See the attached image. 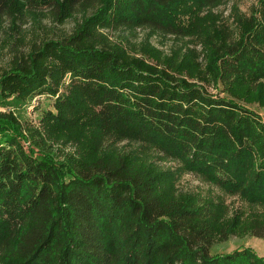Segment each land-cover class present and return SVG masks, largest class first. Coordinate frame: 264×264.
Returning <instances> with one entry per match:
<instances>
[{
	"label": "trees",
	"instance_id": "16d2710c",
	"mask_svg": "<svg viewBox=\"0 0 264 264\" xmlns=\"http://www.w3.org/2000/svg\"><path fill=\"white\" fill-rule=\"evenodd\" d=\"M221 1L0 0V17L48 9L58 20L100 3L70 35L34 45L0 75L7 103L54 92L58 75L69 72L48 120L61 133L86 131L89 145L76 160L26 153L20 125L0 112V264H264L248 247L210 251L230 234L264 238V214L218 225L210 201L170 194L163 186L170 175L106 149L120 141L150 145L223 191L264 204V118L234 99L264 107V0L260 18L239 20L238 36L226 33L217 44L198 13ZM96 24L205 34L207 74L217 93L233 98L179 77L172 59L127 58L94 33Z\"/></svg>",
	"mask_w": 264,
	"mask_h": 264
},
{
	"label": "rangeland",
	"instance_id": "374dc122",
	"mask_svg": "<svg viewBox=\"0 0 264 264\" xmlns=\"http://www.w3.org/2000/svg\"><path fill=\"white\" fill-rule=\"evenodd\" d=\"M80 9L68 17L58 20L48 9H15L0 17V75L10 70L16 63L26 57L34 45L48 39H62L70 35L82 22L99 7ZM260 0H223L206 6L198 13V20L217 44L224 43L226 33L238 36L242 30L239 22L251 15L260 18ZM94 33L100 34L109 44L122 47L129 59L155 63L160 60L163 65L172 59L179 63L178 76L188 82L199 84L210 94L217 93L207 74L208 50L203 33L177 36L154 31L147 27L108 29L101 24L93 27ZM59 82L54 92L35 91L22 101L10 97L7 103L0 98V112L11 113L20 131L26 136L21 138V145L26 153L29 149L46 151L58 159H77L89 151L87 132L70 130L61 133L53 129L48 120V113H55V98L66 91L70 78L69 72L58 75ZM221 87V85H220ZM219 87V88H220ZM219 96L232 97L228 92L220 91ZM12 98V100H11ZM241 104L248 105L264 118V107L258 102H246L234 98ZM33 147H30V146ZM108 151H120L132 158L146 162L163 171L170 178L163 183L164 189L177 196L182 194L210 201L216 210L218 225L235 216L250 213L264 214V204H249L237 194L223 191L207 182L199 174L182 168L178 160L157 151L150 145L131 141H120L106 146ZM239 247L253 249L259 256H264V238L248 234H230L226 240H215L211 253L231 252Z\"/></svg>",
	"mask_w": 264,
	"mask_h": 264
}]
</instances>
